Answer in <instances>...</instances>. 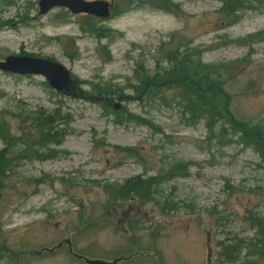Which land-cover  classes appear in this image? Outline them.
Segmentation results:
<instances>
[{"label":"rangeland","instance_id":"374dc122","mask_svg":"<svg viewBox=\"0 0 264 264\" xmlns=\"http://www.w3.org/2000/svg\"><path fill=\"white\" fill-rule=\"evenodd\" d=\"M84 1L110 16L0 0V61L56 62L84 96L109 99L0 72V120L16 139L0 179V264H264V158L250 145L264 148V0L231 12L232 0H165L170 14L152 0ZM193 51L218 72L225 113L210 131L179 91L160 82L147 97L139 77H162L173 52L194 63ZM41 115L58 145L34 146ZM136 178L155 180L150 199L121 194Z\"/></svg>","mask_w":264,"mask_h":264},{"label":"trees","instance_id":"16d2710c","mask_svg":"<svg viewBox=\"0 0 264 264\" xmlns=\"http://www.w3.org/2000/svg\"><path fill=\"white\" fill-rule=\"evenodd\" d=\"M234 2L233 5L237 8L235 9L231 2ZM229 2L224 1V7L227 8L228 12L231 11H239L242 9H248L246 0H232ZM258 4L263 2V0H255ZM152 3L155 5V8L158 10L165 11L166 13H171L167 8V4L165 0H152ZM227 3H230L227 6ZM253 7H257L254 6ZM198 52L193 51L191 57L196 55V61L193 63L192 60L184 58V56L180 57L176 52L171 54H167L163 57V60H166L170 65V68L164 72L162 77L159 73L152 79H147L145 77L144 72H142L139 77L141 84L143 85L142 90L144 91L145 87L148 85L147 97L158 93L156 91L157 86H159L160 82H163V85L168 90H176L181 93L182 97H185L184 103L186 107V111L189 114L188 119H194L195 121L203 120L206 131H210L214 126H216L218 119H221L222 114L225 113L221 105H215L218 101L217 93L212 91V86L215 82L212 80V77H216L218 72L211 68L209 65H203L200 63L198 59ZM175 57H172V56ZM158 72V71H157ZM218 79V77H217ZM141 90V91H142ZM103 94L97 93V100L95 103L102 104L107 103L109 99L102 98ZM106 99V100H105ZM42 117V118H41ZM37 118L34 121L35 124L38 123L37 133L39 136V140L35 143V147L37 149H43L47 144H55L58 145L61 143V138H59V133L52 132L51 130L54 127V121L51 120L52 117L46 116ZM231 123V122H230ZM3 122L0 120V139L5 144V150L0 151V176L4 178L5 173L12 165L14 158L9 157L8 150L14 147L16 144V139L9 135V131L4 129ZM43 129H42V128ZM251 146L254 147L256 152L264 158V148H259L258 145L254 142L250 143ZM20 155V154H19ZM27 155V154H26ZM40 154L34 150L33 156L38 158ZM51 157V156H47ZM176 171V169H171V172ZM155 183L154 179H148L145 181H140V178H136L134 180L127 181L121 187V194H129L133 193L137 195V197L150 199L151 188ZM229 263L233 262L232 258H227Z\"/></svg>","mask_w":264,"mask_h":264},{"label":"water","instance_id":"95a60500","mask_svg":"<svg viewBox=\"0 0 264 264\" xmlns=\"http://www.w3.org/2000/svg\"><path fill=\"white\" fill-rule=\"evenodd\" d=\"M38 7L39 15L46 14L55 7H61L66 8L73 15H91L99 19H107L110 16V5L103 1L39 0ZM0 71L17 76H42L48 86L57 93L74 96L77 91L78 95L74 97L87 99L89 102L95 101L94 98L84 97L77 86V81L64 66L50 60L9 56L4 61H0ZM113 109L118 110L119 104H115ZM69 250L71 251V248ZM84 261L86 264H116V261L112 263L87 259Z\"/></svg>","mask_w":264,"mask_h":264},{"label":"flooded vegetation","instance_id":"af4514ba","mask_svg":"<svg viewBox=\"0 0 264 264\" xmlns=\"http://www.w3.org/2000/svg\"><path fill=\"white\" fill-rule=\"evenodd\" d=\"M58 247H61V246H58Z\"/></svg>","mask_w":264,"mask_h":264}]
</instances>
